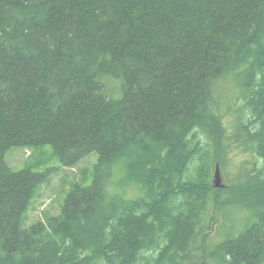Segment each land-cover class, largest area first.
Wrapping results in <instances>:
<instances>
[{
  "label": "trees",
  "instance_id": "1",
  "mask_svg": "<svg viewBox=\"0 0 264 264\" xmlns=\"http://www.w3.org/2000/svg\"><path fill=\"white\" fill-rule=\"evenodd\" d=\"M47 146L92 184L24 227L46 175L5 156ZM231 206L254 221L211 249ZM0 264H264V0H0Z\"/></svg>",
  "mask_w": 264,
  "mask_h": 264
},
{
  "label": "rangeland",
  "instance_id": "2",
  "mask_svg": "<svg viewBox=\"0 0 264 264\" xmlns=\"http://www.w3.org/2000/svg\"><path fill=\"white\" fill-rule=\"evenodd\" d=\"M121 84L122 82L119 80L108 78L107 87L112 98L121 97ZM230 158L229 163L224 168L218 162L215 165L214 173L217 165H220L221 168V186L217 188L218 190L235 184L240 165L242 166L249 161L253 162L250 154L239 155L235 152ZM5 160L9 167L16 172L27 169L34 173L46 175V179L34 190L31 204L23 217V226L29 227L36 222L45 221L48 216L61 214L70 190L76 185L88 186L92 184V174L94 166L98 162V154L92 153L73 168L64 167L55 157L50 146L14 148L6 154ZM257 165L260 167L259 163ZM214 179L213 174V181ZM253 221L254 218L251 217V214L243 208L231 206L224 211H218L217 219L207 239L208 246L213 249L215 246L239 236L248 229L247 227Z\"/></svg>",
  "mask_w": 264,
  "mask_h": 264
},
{
  "label": "water",
  "instance_id": "3",
  "mask_svg": "<svg viewBox=\"0 0 264 264\" xmlns=\"http://www.w3.org/2000/svg\"><path fill=\"white\" fill-rule=\"evenodd\" d=\"M221 186V172L219 170V167L217 166L215 179H214V187L219 188Z\"/></svg>",
  "mask_w": 264,
  "mask_h": 264
},
{
  "label": "bare ground",
  "instance_id": "4",
  "mask_svg": "<svg viewBox=\"0 0 264 264\" xmlns=\"http://www.w3.org/2000/svg\"><path fill=\"white\" fill-rule=\"evenodd\" d=\"M219 167V166H218ZM216 170H217V168H216ZM215 174H216V171H215V173H214V178H215ZM109 182H110V180H109ZM109 185H110V183H109Z\"/></svg>",
  "mask_w": 264,
  "mask_h": 264
}]
</instances>
